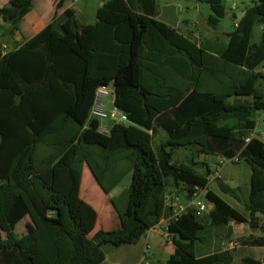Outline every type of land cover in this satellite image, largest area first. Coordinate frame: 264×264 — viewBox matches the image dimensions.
Here are the masks:
<instances>
[{"label":"trees","instance_id":"obj_1","mask_svg":"<svg viewBox=\"0 0 264 264\" xmlns=\"http://www.w3.org/2000/svg\"><path fill=\"white\" fill-rule=\"evenodd\" d=\"M34 2L0 8V264H103L105 246L136 244L165 218L175 253L164 264H263L235 261L236 248L200 256L197 243L208 229L226 239L231 222L248 223L260 233L252 242L264 243V142L252 136L264 111V0L245 11L227 45L197 42L160 21L157 0H108L94 23L65 8L30 39L8 45ZM205 2L216 29L224 0ZM107 86L136 127L116 124L107 134L90 118L97 90ZM115 133L131 151L130 179L119 174L108 186L128 188L111 196L108 173L101 183L121 225L96 230L99 213L81 196L78 154L98 149L108 157ZM179 149L191 152L184 163L174 161ZM201 155L250 165L248 216L210 190ZM197 188L207 190L212 209L172 219L171 201L188 202ZM220 189L236 197L239 188L221 182ZM115 199L125 204L120 211ZM27 217L33 226L19 237L16 226Z\"/></svg>","mask_w":264,"mask_h":264},{"label":"rangeland","instance_id":"obj_2","mask_svg":"<svg viewBox=\"0 0 264 264\" xmlns=\"http://www.w3.org/2000/svg\"><path fill=\"white\" fill-rule=\"evenodd\" d=\"M108 0H68V3L64 6L71 7L76 10L79 18L82 17L86 23H94L96 21V13L100 5ZM258 0H224V6L226 7L227 13L223 18L217 32L220 36V41L227 42V36L223 33L224 31H234L235 30V21H240L243 17V13L250 7L254 5ZM10 0H0V8L8 4ZM60 4V0H35L32 13L41 11L42 8H47L48 6L52 8L54 4ZM158 9L160 8V13L158 14L159 19H167L168 16L171 15L172 19L175 20L177 28L185 34H195L202 35L205 38L215 39V36L208 33L207 31L211 28L208 25V17L212 13L210 9V5L205 2V0H157ZM232 8H235V13L237 18H234L232 14ZM61 11V8H59ZM1 24V20H0ZM24 28V24H22ZM222 33V36H221ZM33 35V33H31ZM20 36L19 42H22V36ZM200 37V40L201 38ZM222 37V38H221ZM259 39V33L257 29L255 30L254 40L257 41ZM22 40V41H21ZM11 42V43H10ZM10 42H6L8 45H11L14 42H18L16 36L10 40ZM261 71H264V67L260 68ZM264 89V84H263ZM112 107L111 101L107 104V110H110ZM128 115V114H127ZM263 116V114H259ZM260 124V128L263 126V122L261 120L258 121ZM124 128L126 127H134L135 125L128 121L127 123L122 124ZM103 128H109L112 126V121L104 120L102 121ZM136 127V126H135ZM138 130L145 132L143 129L137 127ZM111 134V133H107ZM160 136L166 138V132L160 131ZM159 141V136L155 137V142ZM123 144V139L121 135L115 133L113 134L112 146L109 150L108 157L106 153L100 152L98 149H86L83 148L82 152L78 154V156L82 159V171L84 170V178L81 187V196L88 199L86 197L85 191L92 195L93 198L99 200L98 204H95L96 209H98L99 219L101 223L99 224V228L103 229H116L120 227L121 220H119V216L117 215L113 204L107 199L105 195L106 192L101 188V178L104 176L102 173H108L105 180V189L111 191L114 186L109 187L108 184H113L114 180L117 179L119 174H122L123 182L129 181V177L126 176V171L131 167V151H125L121 148ZM191 154L189 150L179 149L174 155V161L178 163L186 162V158ZM206 155H201L197 157V160H203ZM210 157V156H209ZM207 157V158H209ZM106 162L109 167L105 168L102 166V162ZM104 164V163H103ZM130 166V167H129ZM202 170V169H201ZM251 168L249 164L245 160H241L240 162L229 161L227 160L225 164H223V176L228 179L230 177L240 178V185L242 186V190L240 194L245 195V193L249 192V179H250ZM100 175V177L96 176ZM106 175V174H105ZM117 177V178H116ZM229 181V180H228ZM231 183V182H230ZM101 185V187L99 186ZM230 185H234L231 183ZM91 188V189H90ZM115 194V193H114ZM113 194H111L112 196ZM118 196V195H114ZM230 199V197L228 198ZM107 200V202H106ZM117 202H122L119 199H115ZM100 205V206H99ZM124 202L117 203V209L120 211L124 207ZM99 206V207H98ZM98 207V208H97ZM25 227H29V225L33 226L32 221L29 217L24 218L17 226H16V234L20 237L26 231L20 230L22 224ZM23 233V234H22ZM203 235L207 237L205 242H198L197 249L198 252L204 249H212L211 242L214 239L215 234L212 233V230H206ZM130 246L126 247H115L112 245L105 246L104 250L107 256V264H113L114 261L120 260L124 258V253L130 249ZM246 252L248 255H253L257 258H260L261 254L264 253V248H256V249H247ZM147 256V260L144 262L152 263V264H160L161 261L167 259L168 256L163 254L159 248L153 247L148 249L145 252ZM128 264H134V260L128 261Z\"/></svg>","mask_w":264,"mask_h":264},{"label":"crops","instance_id":"obj_3","mask_svg":"<svg viewBox=\"0 0 264 264\" xmlns=\"http://www.w3.org/2000/svg\"><path fill=\"white\" fill-rule=\"evenodd\" d=\"M67 3H68V0H65V3L63 5V8L61 9V11H59V9H57V7H56L57 3L52 5V8L48 6L47 8H42L41 11H38L35 13H32V11H31L28 15L25 16V18L21 22L20 31L15 35L16 39L19 41L20 36H18V35L22 36L23 41L28 40L31 37H33L35 34L40 32L49 22H51L53 20L56 12L60 14L66 8V7L64 8V6ZM67 8H69V7H67ZM231 10H232V14H233L234 18H237V15L234 11L235 8H232ZM159 13H160V8L158 9V14ZM226 13H227V10H226ZM244 14H245V12L243 13V16H244ZM157 19H159V18L157 17ZM159 20L163 21V22L167 23L168 25L179 30V28H177L175 20L172 19L171 15L168 16L167 19H159ZM238 23H239L238 21H235V23H234L235 27L238 26ZM22 24H24V28L22 27ZM219 26L217 28H219ZM217 28L216 29H210L207 31L208 33L210 32L211 34H213L215 36V39H210L208 37L205 38L202 35H195V34H191V35L195 38V40L197 42L198 41L201 42V41L205 40L206 42H208V41L213 42L217 46H221L223 44L227 45L229 43L228 34L231 33V31H226V32L224 31L223 34L225 36H227L228 41L222 42L219 40L220 36L217 33L219 31ZM31 33H33V35H31ZM221 36H222V33H221ZM200 37H203V38H201V40H200ZM261 113L263 114V116L258 115V121L261 120V122H263V126H262V128H260L259 127L260 124H257V128L252 133V136L256 137V138H258L264 142V111ZM261 113H259V114H261ZM207 157H209V158H207ZM221 160H222V157H220V156L206 155V157L203 160H197V161H199L198 167L200 168V170L201 169L205 170L207 168V166L210 167V169L212 171V175H211L212 179L210 181V186H209L210 190H212L214 193H216L218 196H220L222 199H224L229 205H231L232 207H234L235 209L240 211L242 214H244L245 216H248L245 205L247 203L248 197L250 195V190H251L252 169H251L250 179H249V187H250L249 192L245 193V195H243V194H240V191L242 190V186L240 185L241 180L239 177L238 178L230 177V178L226 179L223 176V164H221ZM235 162H240V161L236 160ZM96 181H97V179H96ZM221 182L226 184L230 188H233V189L239 188L236 191V197L235 196L233 197L229 194L223 193L220 189V183ZM230 182L233 183L234 185H230L231 184ZM124 184L121 183L118 187L114 186V189L112 190V192L110 191V194H113V195H116V194L120 195L121 193L124 194V191H123L124 188L125 187L128 188V184H127V186L126 185L124 186ZM99 186L101 187L100 184H99ZM101 188L103 189V187H101ZM85 193H86V197L88 199L86 200L85 198H83V197L82 198L86 202L90 203L92 206H94L96 208L95 204H98L99 200L94 201L95 199L93 198L92 195L88 194L86 191H85ZM106 195L107 194H105L104 197ZM229 197H230V199H228ZM212 207H213V204H210L208 211H210L212 209ZM96 210H98V209H96ZM166 221H168V218L162 219L161 223L158 226H156L155 228L151 229L147 233V235L143 239H141L138 243L133 244V245L123 246V247L130 246L131 248L128 249L124 253V258H121L120 260L114 261L113 264H128V261H132V260H134V264H145L144 262L147 260V256L145 255V252L148 249L153 248V247L159 248V250L163 254L168 256V258L161 261L160 264H164L169 259H171L175 253V245L173 244L171 237H169V235L167 233L163 232L164 231L163 229L166 227V224H167ZM100 223H101V220L98 219L96 230L99 229ZM230 225L233 226V230L231 233V237L229 239H221L219 232L216 233L213 241L211 242V244L213 246L212 249H209V250L204 249V250L199 252V255L200 256H206V255L215 253L219 249L228 250L226 248L228 240H237L238 242H244V243L240 244L235 249V256H234L235 261L238 262V261H241L242 259H244L246 257H249V258L261 261L264 264V253H262L260 255L261 256L260 258H257L253 255H248V253L246 252L247 249L264 248V243H253L252 242V238H253L252 234L254 235V237H257V236H259L260 233L252 230L249 227L248 223L237 224L235 222H231ZM27 228L28 227H25L22 224V227L20 230L26 231L24 234L22 233L23 235H25L27 233ZM22 236H20V237H22ZM103 264H107V256H106V260ZM147 264H152V263L149 262Z\"/></svg>","mask_w":264,"mask_h":264},{"label":"built area","instance_id":"obj_4","mask_svg":"<svg viewBox=\"0 0 264 264\" xmlns=\"http://www.w3.org/2000/svg\"><path fill=\"white\" fill-rule=\"evenodd\" d=\"M111 101L112 107L107 110V104ZM90 118L97 119L101 122L100 131L103 133H110L111 129L116 124H124L129 121L128 115L123 111L119 110L113 104V88L112 86L101 87L97 90L95 102L90 111ZM112 121V126L109 128H103L102 121ZM228 159L222 158L221 164L226 163ZM232 161V160H229ZM236 161V160H235ZM206 191L202 188H197L192 200L180 203L178 197H175L174 201H171V205L175 208L173 218H177L185 213L188 209L193 208L197 214L201 215L208 211L210 203L206 199ZM168 224V222H167ZM168 225L163 229L167 233ZM168 234V233H167ZM239 246L237 240H228L227 249H235Z\"/></svg>","mask_w":264,"mask_h":264},{"label":"water","instance_id":"obj_5","mask_svg":"<svg viewBox=\"0 0 264 264\" xmlns=\"http://www.w3.org/2000/svg\"><path fill=\"white\" fill-rule=\"evenodd\" d=\"M251 229L255 231V229H253V228H251ZM232 230H233V226L229 225L226 239L231 237Z\"/></svg>","mask_w":264,"mask_h":264}]
</instances>
